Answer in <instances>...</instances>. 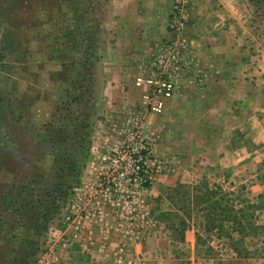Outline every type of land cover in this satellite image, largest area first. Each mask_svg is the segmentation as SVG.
Segmentation results:
<instances>
[{
	"label": "rangeland",
	"instance_id": "obj_1",
	"mask_svg": "<svg viewBox=\"0 0 264 264\" xmlns=\"http://www.w3.org/2000/svg\"><path fill=\"white\" fill-rule=\"evenodd\" d=\"M191 1L173 4L183 5L191 51L190 72L176 93L186 81L201 86L207 80L212 62L219 61H213L212 50L197 55L196 49L214 43L231 48L229 55H219L247 66L252 83L259 78L264 85V0H229L239 5L241 18L224 44L189 37ZM111 2L0 0V264H87L90 233L67 228L76 216L77 226L89 224L84 207L98 185L102 154L114 146L137 149L142 140L149 149L142 156L154 179L138 195L136 212L128 207L115 216L110 209L109 215L94 217L99 230L108 228L101 234L111 242L104 264H113L115 254L125 249L114 246L118 235L131 241L145 228L160 225L153 236L156 245L176 239L180 233L171 226L182 223L195 226L198 246L174 247V264H264V143L249 134L215 141L207 131L200 136L198 118L155 116L146 105L128 103L130 95L132 101L136 96L132 85L138 88L137 79L145 74L144 61L153 59L152 45L171 37L172 15L161 40L142 51V67L121 73L115 70L117 60L103 51ZM139 115L143 139H131ZM203 156L220 168L196 183L199 173L188 172L187 166ZM176 187L174 193L168 190ZM165 224L173 231L163 230ZM163 250L161 256L169 255Z\"/></svg>",
	"mask_w": 264,
	"mask_h": 264
},
{
	"label": "crops",
	"instance_id": "obj_2",
	"mask_svg": "<svg viewBox=\"0 0 264 264\" xmlns=\"http://www.w3.org/2000/svg\"><path fill=\"white\" fill-rule=\"evenodd\" d=\"M173 4L174 0H112L109 15L111 18L110 22H107L106 28L108 42L103 46V51L105 50L104 56L109 55L114 61L117 60V65H115L116 71L128 73L130 70L142 67V51L146 45L154 40H161V35L166 34L165 28L169 16L174 11ZM195 4L199 6L196 16L192 12ZM213 9H215L214 12ZM238 9L239 5L232 4L229 0H192L188 6L190 14L186 11V14H189L186 15L189 18V37L204 41L220 40V44H224L222 43L224 40L233 38V31H231L233 24L240 22L241 15ZM221 11H225V13H221ZM196 25H200V28L195 31ZM211 45V48L198 47L196 53L197 55H202L205 50H209V52L212 50L210 53L211 57H213V61H219V64L212 62L208 78L201 86L190 82L189 79V81L184 82L182 84L183 87L180 88V92L176 93L167 102L164 113L167 112L172 117H175V119L178 115L182 116L183 114L186 117L198 118L199 124L203 125L200 136H205L207 131V134L214 137V140L216 139L215 141L220 140L222 136L225 137L226 135H231L232 137L236 134H244L247 138L249 134L252 137L253 135H259V140L264 143V85L261 79L258 78V80L254 81L255 83H252L253 79L250 78V69H247V66L228 63V59H224L223 55H229L233 51L231 48L224 49L216 43ZM152 46L156 53L157 43ZM222 52H226V54ZM221 53L223 55H219ZM139 59L141 62H137ZM144 63L147 64L148 61L145 60ZM112 67L114 68V64L110 65V70ZM244 72H248V74ZM253 72L257 73V69ZM107 86H110L109 83H107ZM132 86L136 90V96L132 101L130 95L127 102L130 104L133 102L137 104L138 102L139 108L140 106L144 107L145 87L136 88L134 85ZM44 109L46 110V108ZM181 135L183 134L181 133ZM252 142H256V139H252ZM248 158L253 159L251 153L248 155ZM192 162L194 163L188 165L187 168L188 172L193 169L191 172L194 173L196 171V173H199L200 179H196V183L208 179L209 171H214V169L217 171L220 168L217 166L218 161L208 159L205 161L204 156ZM247 162L249 160L246 161V166H248ZM173 167L175 166L173 165ZM224 172L230 175L229 172L231 171L226 169ZM176 180L181 181L178 178ZM192 180L194 179L192 178L191 182H193ZM181 185L182 183H179L178 187ZM168 190L174 193L177 187ZM86 205L88 206V203ZM87 206L84 207L85 210H87L86 208L89 209ZM67 209L73 212V214L77 213V211H72L70 207ZM67 209H65L66 212ZM60 215L62 216L63 214ZM90 217L88 218L89 224L77 226L76 222H80V218L76 216L67 229L72 230L75 227L86 234L90 233L91 238L85 244V247L89 248L90 254L88 256V263L104 264L106 256L107 259L109 258L106 250L110 248L111 242L104 239L101 232L106 231L108 228L105 229L104 227L99 230L94 223L95 215H90ZM165 225L163 230L168 231L170 229L173 231L169 225ZM171 227L178 234L180 233L176 236V239L168 238L165 241L163 240V242L159 240L156 241V245L153 236L156 232L162 230L160 225H154L150 229L145 228L141 232L142 234L132 238L131 241L125 236L118 235L114 246L122 245L119 248L125 249L124 251L122 250L123 253L121 255L115 254L113 264L177 263V259L171 256L173 248H195L196 245L198 246V236L195 226ZM140 229L137 233L140 232ZM98 230L100 231V238L95 236ZM75 233L78 232L76 231ZM177 237H180V239H177ZM161 249H164L163 251H166L169 255L165 254V256H161V253L159 254V250ZM98 254H102L103 257H99ZM108 262L110 261L108 260ZM178 262L187 264V261L183 260Z\"/></svg>",
	"mask_w": 264,
	"mask_h": 264
},
{
	"label": "built area",
	"instance_id": "obj_3",
	"mask_svg": "<svg viewBox=\"0 0 264 264\" xmlns=\"http://www.w3.org/2000/svg\"><path fill=\"white\" fill-rule=\"evenodd\" d=\"M168 28L171 37L158 43L151 63L148 61L146 64L145 74L137 79V86L145 87L144 104L154 115L164 113L167 102L175 96L180 82L191 69V51L185 38L187 21L182 3L174 6ZM130 132L131 139H143L141 115L135 118ZM146 145L142 140L137 149L114 146L102 154L99 159L101 175L88 200V216H107L110 209L114 210L113 215L119 216L123 212L121 210L128 207L136 212L138 195L148 191L154 179V171H150L144 161L145 156H142L149 150Z\"/></svg>",
	"mask_w": 264,
	"mask_h": 264
},
{
	"label": "trees",
	"instance_id": "obj_4",
	"mask_svg": "<svg viewBox=\"0 0 264 264\" xmlns=\"http://www.w3.org/2000/svg\"><path fill=\"white\" fill-rule=\"evenodd\" d=\"M203 195H204V193H203ZM65 202H62V204H64ZM60 206V205H59ZM185 224L184 223H182V226H184Z\"/></svg>",
	"mask_w": 264,
	"mask_h": 264
},
{
	"label": "water",
	"instance_id": "obj_5",
	"mask_svg": "<svg viewBox=\"0 0 264 264\" xmlns=\"http://www.w3.org/2000/svg\"><path fill=\"white\" fill-rule=\"evenodd\" d=\"M9 145H10V146H12V144H11V143H9Z\"/></svg>",
	"mask_w": 264,
	"mask_h": 264
}]
</instances>
